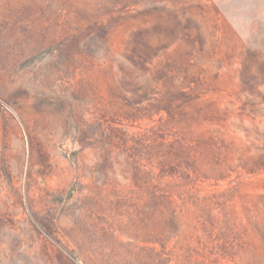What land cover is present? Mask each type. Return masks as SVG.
Here are the masks:
<instances>
[{"label": "rangeland", "instance_id": "1", "mask_svg": "<svg viewBox=\"0 0 264 264\" xmlns=\"http://www.w3.org/2000/svg\"><path fill=\"white\" fill-rule=\"evenodd\" d=\"M0 264H264V0H0Z\"/></svg>", "mask_w": 264, "mask_h": 264}, {"label": "trees", "instance_id": "2", "mask_svg": "<svg viewBox=\"0 0 264 264\" xmlns=\"http://www.w3.org/2000/svg\"><path fill=\"white\" fill-rule=\"evenodd\" d=\"M165 164H162L161 166L164 167Z\"/></svg>", "mask_w": 264, "mask_h": 264}]
</instances>
